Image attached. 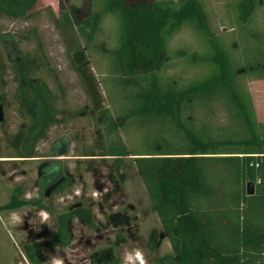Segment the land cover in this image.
Returning <instances> with one entry per match:
<instances>
[{"label": "trees", "instance_id": "16d2710c", "mask_svg": "<svg viewBox=\"0 0 264 264\" xmlns=\"http://www.w3.org/2000/svg\"><path fill=\"white\" fill-rule=\"evenodd\" d=\"M43 0H0V16L18 21L30 17ZM102 10L82 22L76 21L80 36L92 43L105 18L116 22V47L108 52L115 67L121 97L112 113L96 108L102 133L95 139L100 150L83 157L112 158L115 167L124 159L134 163L162 231L169 241L175 264H264V138L246 98L237 84L233 62L217 39L211 38L205 14L197 0H97ZM236 21L244 25L253 16L256 0H236ZM57 27L68 53L81 51V43L68 12L62 10ZM184 28L202 33L212 55L209 75L190 85L162 79L169 41ZM4 38L1 43H7ZM194 57H190L192 59ZM248 61V59H247ZM246 61V62H247ZM38 62L29 56L11 66L17 82L16 102L23 123L15 134L4 132L13 155L0 159L35 160L49 132L65 121L58 107L64 91L58 83L59 97L48 83L37 77ZM43 67V66H42ZM41 69V67H39ZM88 68V67H87ZM82 64L77 71L91 96L99 92L89 70ZM5 66L0 65V106L7 104ZM54 79L58 80L57 75ZM123 97H122V96ZM223 104L229 113L230 128L213 129L208 107ZM139 134L141 145L129 150L120 132ZM232 128V129H231ZM239 128L236 139L227 132ZM142 139V140H141ZM66 140L52 157L68 153ZM61 162H46L41 167L39 186L43 191L59 183V194L68 192V181L61 177ZM43 168V169H42ZM254 183L249 196L247 185ZM44 193V192H43ZM21 187L15 188L0 212H14L41 201L25 200ZM78 213V214H77ZM75 217L89 222L77 211ZM70 214L59 219L58 234L68 235ZM69 236V235H68ZM69 242H64V246ZM154 252L155 248L151 247ZM32 263L36 260L27 253Z\"/></svg>", "mask_w": 264, "mask_h": 264}, {"label": "rangeland", "instance_id": "374dc122", "mask_svg": "<svg viewBox=\"0 0 264 264\" xmlns=\"http://www.w3.org/2000/svg\"><path fill=\"white\" fill-rule=\"evenodd\" d=\"M197 1L211 38L220 42L233 62L238 87L249 99L264 138V0H256L253 16L244 25L236 21V0ZM62 10L69 13L76 28L75 20L82 22L100 12L102 5L97 0H43L24 20L12 21L0 16V65L5 66L3 89L7 100L5 107L0 106V154L14 153L7 147L4 132L15 134L23 123L29 122L18 112L17 82L10 70L23 57L38 62L37 77L44 79L59 97L57 85H61L65 95L58 107L66 119L53 127L48 140L40 144L38 152L42 158L0 160V207L9 202L17 187L23 189L25 200L41 201L40 207L28 205L19 211L0 212V264H52L54 258L62 259L64 264H83L93 252L98 253L96 262L125 264V255L134 254L136 249L143 252L148 264H175L169 259L173 251L134 157L124 159L117 167L112 158L83 157L86 152L94 155L100 152L95 139L102 133V125L94 105L98 103L113 113L121 100L114 90L119 80L109 76L116 71L108 59V52L116 47V22L105 18L98 37L90 44L76 28L82 50L70 54L57 27ZM6 37L8 42L1 43ZM208 46L207 37L197 30L184 28L177 33L167 46L162 79L172 78L175 84L188 86L208 77L212 55ZM82 64L96 82L99 90L96 96H91L79 76L77 69ZM208 109L214 130L230 128L229 113L223 104H210ZM231 129L227 133L234 135H229V139L239 137L235 135L241 130ZM120 134L129 150L141 145L139 134L130 128ZM62 139L67 141L68 153L60 158L52 157ZM53 161L61 162V177L67 179L70 193L60 195L59 187L42 192L40 169L44 163ZM73 208L88 215L90 222L77 219L68 225L69 236L61 237L59 219ZM64 242L69 243L64 246ZM151 247L155 248L154 252ZM28 252L36 263L29 261Z\"/></svg>", "mask_w": 264, "mask_h": 264}, {"label": "clouds", "instance_id": "9594fccd", "mask_svg": "<svg viewBox=\"0 0 264 264\" xmlns=\"http://www.w3.org/2000/svg\"><path fill=\"white\" fill-rule=\"evenodd\" d=\"M46 216V214H44ZM22 223V221H20ZM52 264H64L62 259L54 258ZM125 264H148L143 252L140 249H136L133 253H127L125 255Z\"/></svg>", "mask_w": 264, "mask_h": 264}, {"label": "flooded vegetation", "instance_id": "af4514ba", "mask_svg": "<svg viewBox=\"0 0 264 264\" xmlns=\"http://www.w3.org/2000/svg\"><path fill=\"white\" fill-rule=\"evenodd\" d=\"M57 146H58V144H57ZM59 147V146H58ZM58 149V148H57ZM55 158H60V157H55ZM39 175H40V173H39ZM41 176V175H40ZM59 183H57V184H55V186L53 187V188H58L59 187ZM74 210L72 211V212H70V217H69V219H68V225L70 226L71 225V223L72 222H74V221H76L77 219H81V222H83V223H89V222H87L86 220L84 221L81 217H80V215H78L79 217H75L76 215H75V213H76V209L75 208H73ZM78 214V213H77ZM71 235V234H70ZM57 237V235L56 234H54V237L52 238V239H54L55 240V238ZM61 245V243L60 244H58L57 245V247H59ZM98 257V253H96V252H93V255H90V257H88V259H86L84 262H83V264L84 263H89V264H102V262L101 261H98V262H96L95 261V259ZM103 264H110V262H106V263H104L103 262Z\"/></svg>", "mask_w": 264, "mask_h": 264}, {"label": "water", "instance_id": "95a60500", "mask_svg": "<svg viewBox=\"0 0 264 264\" xmlns=\"http://www.w3.org/2000/svg\"><path fill=\"white\" fill-rule=\"evenodd\" d=\"M247 193H248L249 196L254 195V193H255V185H254V183H249L247 185Z\"/></svg>", "mask_w": 264, "mask_h": 264}, {"label": "crops", "instance_id": "0c3cea01", "mask_svg": "<svg viewBox=\"0 0 264 264\" xmlns=\"http://www.w3.org/2000/svg\"><path fill=\"white\" fill-rule=\"evenodd\" d=\"M0 160H3V159H0ZM7 161H10V162H15V161H21V160H16V159H6ZM24 161V160H22ZM32 161V160H31Z\"/></svg>", "mask_w": 264, "mask_h": 264}]
</instances>
